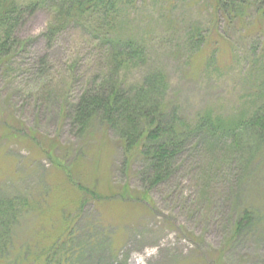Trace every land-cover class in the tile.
<instances>
[{
  "label": "rangeland",
  "instance_id": "obj_1",
  "mask_svg": "<svg viewBox=\"0 0 264 264\" xmlns=\"http://www.w3.org/2000/svg\"><path fill=\"white\" fill-rule=\"evenodd\" d=\"M56 11L46 4L27 16L0 64V196L28 200L0 264H40L67 226L76 245L86 238L107 247L88 248L83 264H264V145L249 132L240 153L199 136L168 178L151 182L143 159L125 164L114 131L94 121L78 133L72 124L110 53L89 25H66L49 41ZM213 11L209 0H126L115 31L145 50L143 65L120 66L119 79L135 84L162 69L167 101L189 122L208 111L252 112L264 79V22L250 18L259 31L247 35L238 24L214 25ZM247 210L254 221L237 232Z\"/></svg>",
  "mask_w": 264,
  "mask_h": 264
},
{
  "label": "trees",
  "instance_id": "obj_2",
  "mask_svg": "<svg viewBox=\"0 0 264 264\" xmlns=\"http://www.w3.org/2000/svg\"><path fill=\"white\" fill-rule=\"evenodd\" d=\"M125 3L126 0H28L26 3L0 0V64H5L18 43L15 32L25 23V18L47 4L57 9L44 33L49 41H54L66 25H89L100 40L106 41L111 57L108 66L99 71L102 78L89 82L74 107L72 124L77 126L78 133L88 131L94 121L99 122L104 132L114 131L122 141L125 164L132 167L137 158L143 159L145 167L153 172V183L171 175L173 164L199 136L214 142L228 141L241 153L243 134L250 132L255 138L252 144L260 149L264 145V79L257 88L259 105L249 114L221 116L208 111L199 114L194 122L184 119L178 106L167 101L169 83L162 69L154 67L146 71L135 84L119 79L120 66L143 65L145 50L137 39L125 38L115 31ZM209 3L216 16L214 25L221 20L228 26L238 24L244 28V34L253 35L259 30L251 28L248 20L256 16L255 19L264 22V0H209ZM250 145L248 142L247 148ZM27 206L28 200L22 197L0 196V259L11 249L14 226ZM253 221L254 211H244L236 223L237 232ZM72 231L67 226L43 250L40 264H83L89 259L88 248L93 249L95 244L99 251L105 249L103 243L94 241L91 245L86 238L77 246Z\"/></svg>",
  "mask_w": 264,
  "mask_h": 264
}]
</instances>
